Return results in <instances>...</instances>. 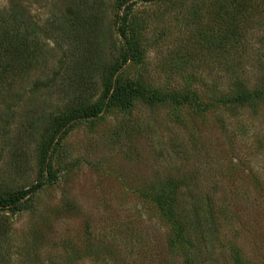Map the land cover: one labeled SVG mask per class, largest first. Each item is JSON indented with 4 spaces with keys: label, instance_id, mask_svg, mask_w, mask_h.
Returning a JSON list of instances; mask_svg holds the SVG:
<instances>
[{
    "label": "rangeland",
    "instance_id": "rangeland-1",
    "mask_svg": "<svg viewBox=\"0 0 264 264\" xmlns=\"http://www.w3.org/2000/svg\"><path fill=\"white\" fill-rule=\"evenodd\" d=\"M229 5H136L130 37L140 58L118 77L178 101L194 94L205 110L138 98L70 128L53 150V180L20 207L0 210V264H264V103L220 101L239 81L249 88L261 81L264 33L242 25L220 47L216 23L229 21ZM81 6L101 20L108 15L117 46L108 48L105 70L87 62L94 52L85 38L101 20L88 31L72 24ZM118 14L117 0H0V194L42 178L43 137L69 109L72 88L86 90L92 103L102 95L120 58ZM22 15L38 35L14 30L12 17ZM71 41L81 63L67 62ZM183 176L213 198L215 225L177 239L159 192Z\"/></svg>",
    "mask_w": 264,
    "mask_h": 264
},
{
    "label": "trees",
    "instance_id": "trees-1",
    "mask_svg": "<svg viewBox=\"0 0 264 264\" xmlns=\"http://www.w3.org/2000/svg\"><path fill=\"white\" fill-rule=\"evenodd\" d=\"M157 1L158 0H117L119 14L115 23L117 25L116 32L121 42V52L119 61L113 68H109L105 74L107 81H105L102 95L97 101L92 103L86 98V90L83 88H72L70 93L71 99H69V109L53 118L50 127L47 128L43 137L41 144L42 178L37 181L32 188L24 192L18 194H0V210L20 207L30 194L40 191L53 180V150L64 134L78 122L98 118L111 106L128 108L131 102L138 98L149 103L157 101L164 102L169 99L178 102V104L196 106V108L201 111L205 110L204 104L199 101L194 94H188L182 101H178L173 95L148 92L140 84L130 81L123 82L118 77V72L124 66L140 58L139 48L130 37L131 33H133L131 24H133L132 13L134 8L139 3L153 4ZM229 6L230 9H232L229 21L226 23H216L215 33L216 39H218L217 43L220 47V42H223L225 45V41L229 44L232 37H235L236 40V34L239 33L242 25L251 24V26H254V29L256 28L257 31L264 33V0H230ZM78 9L79 10L76 9L72 18V24L76 23L77 31L81 28L88 31L90 30L88 27H90V23L93 19L101 20V16L99 18V15L94 14L89 8L85 9L81 6V8L79 7ZM24 17L23 15L21 17H12L13 24L15 25L14 30L20 32V30L26 29L27 32H33L35 35H38L39 32L36 30L41 29L38 26L31 27L28 25L29 23L26 24L27 20ZM109 24L108 15L104 13L98 30H94L93 32L90 30V33L85 35L88 44L87 47H90V49L92 48L94 52V56L87 62L90 66H97L103 70L106 69L104 67L107 64L108 48L111 47V49H115L117 46V43L114 42L113 31L109 28ZM30 33L21 37L23 46H28V42H30L31 38ZM76 52H78V54H76ZM6 53L5 51V54ZM79 53L77 45L71 41L69 49L70 56L67 62H72L74 64L75 62L77 64L81 63V57H84V54L81 55ZM1 54L0 52V56ZM98 56H102V61H96ZM67 58L68 57L63 58L64 60H61L62 62H60V64L62 65L64 61L66 62ZM87 62L85 64H87ZM62 67L63 65L60 66V69H63ZM6 68H8V64L5 65V70ZM261 77V81L252 88L246 85L248 81H239L237 83L239 87L235 94H231L229 97H220V101L224 105L230 104L234 106L246 105L257 101L264 103V70ZM199 187V182L193 178L190 179L183 176L176 179L172 178V180H169L166 189L159 192L160 198L164 200L167 205L169 216L173 219L177 239L184 238L182 234L185 233L186 229H192L194 232L201 234V231L212 229L215 225L213 216H211V213L215 212L213 208V198L210 195L202 194ZM223 208V213H226L227 206Z\"/></svg>",
    "mask_w": 264,
    "mask_h": 264
}]
</instances>
